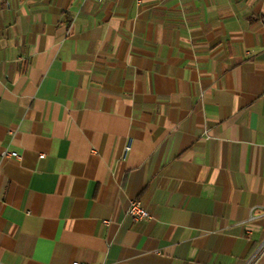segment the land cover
<instances>
[{
	"label": "crops",
	"instance_id": "crops-1",
	"mask_svg": "<svg viewBox=\"0 0 264 264\" xmlns=\"http://www.w3.org/2000/svg\"><path fill=\"white\" fill-rule=\"evenodd\" d=\"M262 245L264 0H0V264Z\"/></svg>",
	"mask_w": 264,
	"mask_h": 264
},
{
	"label": "built area",
	"instance_id": "built-area-1",
	"mask_svg": "<svg viewBox=\"0 0 264 264\" xmlns=\"http://www.w3.org/2000/svg\"><path fill=\"white\" fill-rule=\"evenodd\" d=\"M82 1H88V0H82ZM99 2L100 0H90ZM130 147H127L125 149V152H129ZM43 156H41L42 158ZM2 158H15L19 159L20 156L17 153L14 152H8L4 151L2 153ZM128 215L132 218L134 222L141 223L148 219H150V213L146 209V207L139 201V200H133L130 202L129 209H128ZM264 248V245L261 246V250ZM73 264H83L80 262H74Z\"/></svg>",
	"mask_w": 264,
	"mask_h": 264
}]
</instances>
